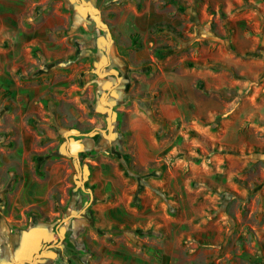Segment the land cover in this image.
I'll list each match as a JSON object with an SVG mask.
<instances>
[{
  "label": "rangeland",
  "instance_id": "1",
  "mask_svg": "<svg viewBox=\"0 0 264 264\" xmlns=\"http://www.w3.org/2000/svg\"><path fill=\"white\" fill-rule=\"evenodd\" d=\"M162 71L211 96L141 164ZM25 176L53 198L19 264H264V0H0V191Z\"/></svg>",
  "mask_w": 264,
  "mask_h": 264
},
{
  "label": "crops",
  "instance_id": "2",
  "mask_svg": "<svg viewBox=\"0 0 264 264\" xmlns=\"http://www.w3.org/2000/svg\"><path fill=\"white\" fill-rule=\"evenodd\" d=\"M181 77L182 75L179 73L162 71L158 78L148 86L149 90H161V93L158 94L159 115L157 119L139 112H133L127 116V125L132 132L136 157L141 164H144L146 159H155V155L162 150V145L156 138L157 131L162 124L177 118L187 120L194 116L192 112L188 113L189 102L201 107L206 101L208 102L211 96L205 92H200L198 99L184 98L182 100L181 95L177 92V87L173 84L175 81H179ZM4 160L5 167L9 164L7 162H12L8 156ZM56 164L58 168L54 170L53 166V177L60 179L59 171L62 166V171L65 170L66 166L61 162ZM29 183V177L25 176L21 190L0 191V264H19L22 259L17 260L16 258H23L27 254L26 251L30 243L38 239L43 240L44 235L50 234V225H44L35 218L31 222L28 220L27 212L30 209L37 210V207L46 214L52 212L51 201H49L52 200L51 196L53 198L51 186L47 185V189L40 191L42 193L38 191L37 193H30L24 190V187H28Z\"/></svg>",
  "mask_w": 264,
  "mask_h": 264
}]
</instances>
